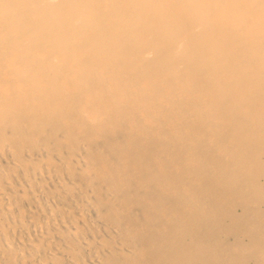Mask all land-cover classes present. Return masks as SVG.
Instances as JSON below:
<instances>
[{"label":"bare ground","instance_id":"1","mask_svg":"<svg viewBox=\"0 0 264 264\" xmlns=\"http://www.w3.org/2000/svg\"><path fill=\"white\" fill-rule=\"evenodd\" d=\"M0 264H264V0H0Z\"/></svg>","mask_w":264,"mask_h":264}]
</instances>
